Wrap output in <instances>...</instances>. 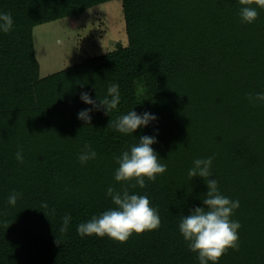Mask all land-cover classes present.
<instances>
[{"label": "trees", "instance_id": "1", "mask_svg": "<svg viewBox=\"0 0 264 264\" xmlns=\"http://www.w3.org/2000/svg\"><path fill=\"white\" fill-rule=\"evenodd\" d=\"M108 1L0 0L14 20L0 32V264H198L178 222L207 191L202 178L187 175L205 156H213L219 190L240 202L238 247L219 264H264V104L247 96L264 91V7L247 24L238 0H121L127 45L41 77L34 28ZM112 82L118 107L94 110L90 123L77 119L91 107L80 92L95 99ZM134 107L158 119L129 135L109 125ZM156 129L152 147L167 169L130 191L148 195L158 228L126 242L79 235L76 225L114 206L106 194L122 183L113 179L114 157ZM86 146L97 156L81 164Z\"/></svg>", "mask_w": 264, "mask_h": 264}, {"label": "clouds", "instance_id": "2", "mask_svg": "<svg viewBox=\"0 0 264 264\" xmlns=\"http://www.w3.org/2000/svg\"><path fill=\"white\" fill-rule=\"evenodd\" d=\"M240 8L238 16L242 23L251 24L258 17V7H264V0H259L257 6L238 0ZM14 25L12 14L0 11V32L8 33ZM251 104H264V91L248 93ZM80 100L91 107H85L77 112V119L90 123L94 110H103L109 114L120 103L119 84L112 82L107 86L106 94L96 96L95 99L88 91H81ZM158 119L155 113L143 111L138 113L135 107L127 113L118 115L109 125L119 133L135 134L137 129L147 128ZM108 125V126H109ZM155 135L142 134L136 142L123 148L114 158L117 167L114 169L113 179L122 182L119 189L107 186L106 194L111 198L113 207H109L99 215L76 225V231L81 236H107L119 242H126L133 233L142 234L146 230L158 228L160 216L156 207L152 206L147 194L130 191L137 186L145 187L146 179L153 181L157 174L165 172L167 164L161 162L158 152L152 147L157 143L159 130ZM16 159L23 162V150L18 148ZM95 149L86 146L77 159L85 164L95 159ZM213 156L196 157L187 169L188 177L193 180L200 177L204 180L207 191L199 197L201 204L189 209L187 214L180 217L178 230L187 248L196 254L198 264H219L220 258L229 248L238 247L239 220L233 218V212L238 209V199L224 195L218 188V181L212 175ZM19 193L13 191L7 197L10 205H15ZM46 206V205H45ZM71 221L70 214L62 217L60 231H66Z\"/></svg>", "mask_w": 264, "mask_h": 264}, {"label": "rangeland", "instance_id": "3", "mask_svg": "<svg viewBox=\"0 0 264 264\" xmlns=\"http://www.w3.org/2000/svg\"><path fill=\"white\" fill-rule=\"evenodd\" d=\"M33 34L41 77L128 44L121 0H110L76 18L38 25Z\"/></svg>", "mask_w": 264, "mask_h": 264}, {"label": "water", "instance_id": "4", "mask_svg": "<svg viewBox=\"0 0 264 264\" xmlns=\"http://www.w3.org/2000/svg\"><path fill=\"white\" fill-rule=\"evenodd\" d=\"M118 47H121V45H118Z\"/></svg>", "mask_w": 264, "mask_h": 264}]
</instances>
